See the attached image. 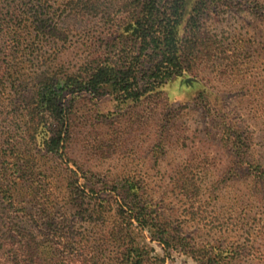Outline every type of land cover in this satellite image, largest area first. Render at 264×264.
<instances>
[{"label": "rangeland", "instance_id": "374dc122", "mask_svg": "<svg viewBox=\"0 0 264 264\" xmlns=\"http://www.w3.org/2000/svg\"><path fill=\"white\" fill-rule=\"evenodd\" d=\"M68 1L0 0L1 14L28 20L33 40L43 20L54 28L32 46L5 49L7 56L9 42L0 38V147L9 144L30 161L20 172L27 191L13 202L29 216L53 204L60 239L67 241L50 260L48 244L59 239L42 236L46 219L42 226L35 222L38 231H27L36 237L35 264H115L117 248L129 238L145 264H264V0L216 2L201 20L191 72L137 103L122 102L110 90H77L70 82L62 89V81L82 75L92 54L105 57L110 39L101 15L72 16ZM121 1L102 4L115 6L108 7L114 14ZM6 64L15 81L3 87ZM38 78L59 84L47 85L40 97ZM51 98L68 119L59 130L60 155L46 151L58 127L47 111L42 124L27 126L23 140L13 137L23 126L20 114L27 122L31 110ZM225 131L240 151L226 143ZM5 179L0 171V184ZM136 207L155 215L157 227L140 229ZM6 208L0 198L3 239L6 222L28 221ZM116 226L125 229L116 234ZM162 236L170 246L157 241Z\"/></svg>", "mask_w": 264, "mask_h": 264}, {"label": "trees", "instance_id": "16d2710c", "mask_svg": "<svg viewBox=\"0 0 264 264\" xmlns=\"http://www.w3.org/2000/svg\"><path fill=\"white\" fill-rule=\"evenodd\" d=\"M37 1V0H31ZM220 0H122L119 2L117 12L112 14L115 6L109 3L103 5L102 0H70L68 1L67 9L72 16L80 17L83 20L98 18L101 15L103 25L106 26V34L110 37L107 42V52L102 58L97 54H92L88 61H85L82 75L72 79L62 81V89L68 88L70 85L78 89H88L92 93H100L104 90H110L111 93H116L122 98V102L130 101L133 103L142 100L150 99L152 96L161 95L164 87L171 81L181 78L191 72L192 61L194 56H198V50L195 48L194 40L199 37V30L202 18L207 15L210 10L215 9V4ZM193 2V3H192ZM38 10H44L41 1L38 2ZM66 6V7H67ZM107 10L109 12L107 13ZM36 13V12H35ZM2 24L4 30L0 31L1 42H9V46L4 48L3 56H7L5 49L10 50V47L19 48L24 42L26 45L32 46L39 42V36L48 35L51 37L54 28L45 26L46 20L38 26L33 40L32 33H27L28 20L20 15H15L8 10H4ZM30 21V20H29ZM31 26V22H30ZM49 27V31L45 30ZM29 47V46H26ZM3 87H7L10 83L14 84L15 79L10 78L12 66H2ZM13 77V75H12ZM12 81V82H10ZM39 87L36 89L41 97L47 85L50 83L53 87L59 84V80H42L38 78ZM23 81H21V84ZM20 87V86H19ZM56 99L51 98L48 102H44L37 108L31 110V117L27 122L24 121L22 113L20 114L22 125L20 130L16 132L18 139L25 138V129L30 124H42L47 116L45 111L49 112V119L56 123L57 135L47 139L48 143L46 151L54 155H60L62 149V133L59 132L60 126L63 130L66 127L67 115L65 107L61 105L58 110ZM28 107V104H24ZM53 117H50V114ZM29 114L25 116L27 118ZM15 119L18 116H13ZM28 130V129H27ZM67 130V128H66ZM65 133V132H64ZM63 133V134H64ZM226 143L233 147L234 151H240L239 143L230 132H224ZM26 147L21 145L20 149ZM29 159L25 155L13 150L9 144L2 143L0 147V163H5L6 167L1 166L0 171L6 179L4 184H0V198L6 205V209L11 210L16 219H22L24 216L27 220L23 226L12 225V220L6 222V238H0V264H35L36 255V237L33 232L38 231L35 222L40 223L45 221V233L43 237H52L59 239L58 242L48 244L49 259L53 260L52 255H55L57 249L63 248L67 241L64 240L61 234L60 227L55 222L56 217L55 207L53 204L48 205L46 212L41 216L39 214H25V209L19 210V207L14 200V195L26 192L27 188L21 179V169H25L29 165ZM261 179L264 178V172L259 174ZM121 199H125L126 193H122ZM13 198V199H12ZM5 199V200H4ZM7 200V201H6ZM48 200V197L43 200V204ZM18 206L17 208H14ZM52 210V212H50ZM134 216L137 226L144 230L149 224L152 227H157V219L155 215H149L146 209L136 207ZM23 216V217H22ZM34 219V220H33ZM23 227V234H21ZM52 227V228H51ZM44 228V227H43ZM125 226H116V234L123 232ZM128 233V230L126 228ZM115 234V233H114ZM113 234V235H114ZM31 235V236H29ZM47 235V236H46ZM29 237L34 239L30 240ZM106 242H111L110 236L105 237ZM104 239V241H105ZM129 243L122 249L118 250L115 257V264H145L141 256L140 250L133 246L132 238H129ZM157 241L161 245L170 246L169 238H159ZM33 244L34 248H31ZM63 246V247H61ZM66 250V249H65ZM61 253V251H60ZM58 261V260H57ZM89 261H83L82 264H89Z\"/></svg>", "mask_w": 264, "mask_h": 264}]
</instances>
